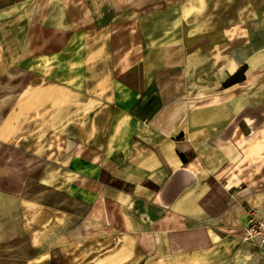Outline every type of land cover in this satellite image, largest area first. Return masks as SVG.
<instances>
[{"label": "crops", "instance_id": "0c3cea01", "mask_svg": "<svg viewBox=\"0 0 264 264\" xmlns=\"http://www.w3.org/2000/svg\"><path fill=\"white\" fill-rule=\"evenodd\" d=\"M10 74L0 145L38 189H0V246L23 264H264L242 240L264 216V0H0Z\"/></svg>", "mask_w": 264, "mask_h": 264}, {"label": "rangeland", "instance_id": "374dc122", "mask_svg": "<svg viewBox=\"0 0 264 264\" xmlns=\"http://www.w3.org/2000/svg\"><path fill=\"white\" fill-rule=\"evenodd\" d=\"M22 82V75L15 76L10 74L7 78L0 79V99H3L7 93L17 91V85ZM26 82V79H25ZM8 83V84H7ZM10 83V88H9ZM14 86L13 91L11 90ZM11 91V92H10ZM6 111L5 104L0 107V120ZM15 152L6 149L0 145V189H6L12 192H23L24 194H33L38 189L36 182L37 171L17 159ZM31 163V161H30ZM19 245L7 244L0 246V264H23L16 249Z\"/></svg>", "mask_w": 264, "mask_h": 264}, {"label": "built area", "instance_id": "2783aa9c", "mask_svg": "<svg viewBox=\"0 0 264 264\" xmlns=\"http://www.w3.org/2000/svg\"><path fill=\"white\" fill-rule=\"evenodd\" d=\"M249 220L244 227L242 240L250 242L264 255V216H257L255 210H249Z\"/></svg>", "mask_w": 264, "mask_h": 264}]
</instances>
